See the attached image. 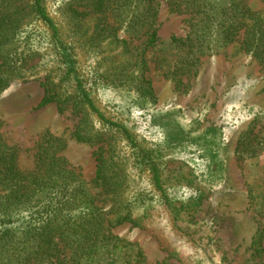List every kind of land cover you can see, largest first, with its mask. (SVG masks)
I'll use <instances>...</instances> for the list:
<instances>
[{"label":"rangeland","instance_id":"obj_1","mask_svg":"<svg viewBox=\"0 0 264 264\" xmlns=\"http://www.w3.org/2000/svg\"><path fill=\"white\" fill-rule=\"evenodd\" d=\"M70 1L45 0V5L62 40L75 46L79 72L98 108L128 124L143 146L157 145L164 192L155 186L152 174L136 163L129 143L72 99L70 86L63 85L61 102L41 104L44 81L49 75L59 79L56 51L46 44L39 45L40 51L30 55L22 70L10 73L9 87L0 97V134L18 148V167L34 169L37 145L49 131L65 140L62 154L69 167L110 219L119 216V198L117 193L104 192L96 181L98 153L117 164L112 170L126 178L117 192L124 195L140 226L126 222L111 230L139 247L148 264H262L252 257L251 242L264 223L260 196L264 195V70L242 49V38L202 56L197 72L178 82L159 64L161 48L125 49L111 37L97 44V25L104 17L116 25L114 18L89 9L77 14L74 10L80 12L82 7ZM160 2V39L185 35L189 30L185 15L171 12L164 0ZM249 4L256 10L264 8L261 0H249ZM32 29L39 42V31H45L42 23ZM118 36L128 38L120 31ZM139 43L134 39L131 46ZM140 57L147 60L145 69L135 63ZM142 70L152 82L154 103L139 97L135 89ZM169 112L175 117L170 118ZM154 113L162 127L151 125ZM173 118V123H166ZM80 123L101 132V140L78 141L72 133ZM176 127L183 131L181 143H174L182 136L179 128L178 138L167 139L166 131ZM252 128L262 136L261 144L255 141L261 148L257 156L244 158L241 139Z\"/></svg>","mask_w":264,"mask_h":264},{"label":"trees","instance_id":"obj_2","mask_svg":"<svg viewBox=\"0 0 264 264\" xmlns=\"http://www.w3.org/2000/svg\"><path fill=\"white\" fill-rule=\"evenodd\" d=\"M164 1L171 12L185 15L189 27L185 35H173L167 41H162L158 34L160 0H71L70 3L82 7L80 12L74 10L77 14H85L89 9L114 18L116 25L106 17L97 25L94 36L97 44L111 37L124 44L125 49L130 46L138 50L140 45L144 50L161 48L163 53L157 55L158 62L178 82L183 76L197 72L202 56L217 53L240 37L242 49L264 70V8L254 9L249 0ZM38 22L45 30L39 31V42L32 29ZM119 31L128 38H120ZM134 39L140 40L139 45L131 46ZM40 44L52 47L59 62L56 75L59 79L49 75L44 81L41 104L61 102L65 99L63 85L70 86L74 90L72 99L85 106L86 113H95L110 131L119 133L129 143L136 163L152 174L155 186L164 192L162 155L157 145L143 146L128 124L110 118L98 108L79 72L75 46L62 40L45 0H0V97L9 87L10 73L22 70L30 55L40 51ZM135 63H141L145 69L147 60L140 57ZM134 82L139 97L152 103L157 100L144 70ZM157 115L152 114L151 125L162 127ZM169 116L175 117V113L169 112ZM178 128L166 131L168 140L180 136ZM179 131L182 136L174 143L184 140L182 129ZM101 135L81 123L72 133L78 141L92 144L99 142ZM260 136L253 128L244 133L241 139L244 158L258 155L261 145L255 141ZM65 146L64 139L45 132L37 145L34 169L23 171L18 167V148L9 145L0 134V264H148L139 247L111 230L126 222L140 226L124 195L117 192L126 181L124 175L112 170L117 164L98 153L96 181L104 192L117 193L119 198V216L110 219L109 212L97 204L96 196L80 175L69 167L62 154ZM260 196L264 209V195ZM172 218L176 225L177 216L173 214ZM180 232L187 235L183 229ZM251 251L252 257L264 264V223L252 238Z\"/></svg>","mask_w":264,"mask_h":264}]
</instances>
